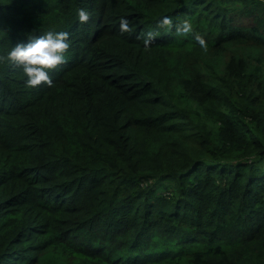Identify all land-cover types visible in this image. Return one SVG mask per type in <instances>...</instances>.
<instances>
[{"label": "trees", "instance_id": "trees-1", "mask_svg": "<svg viewBox=\"0 0 264 264\" xmlns=\"http://www.w3.org/2000/svg\"><path fill=\"white\" fill-rule=\"evenodd\" d=\"M49 30L52 86L0 62V264H264V0H0V55Z\"/></svg>", "mask_w": 264, "mask_h": 264}, {"label": "clouds", "instance_id": "clouds-1", "mask_svg": "<svg viewBox=\"0 0 264 264\" xmlns=\"http://www.w3.org/2000/svg\"><path fill=\"white\" fill-rule=\"evenodd\" d=\"M77 15L81 22H87L90 17V13L83 8L78 9ZM156 23L169 28L174 26L177 37H187L194 33L191 18H184L177 23L174 22L170 13L164 12L156 18ZM119 31L121 35L133 31L125 16L120 17ZM155 35L153 29H148L142 36L144 45H150ZM194 40L202 49L207 50L208 43L203 35L195 33ZM69 47L70 40L67 31L49 30L40 35H29L26 43H17L6 55H0V62L6 59L13 64H18L26 77L25 84L28 88H35L41 84L52 86L54 81L50 72L65 62V53Z\"/></svg>", "mask_w": 264, "mask_h": 264}]
</instances>
